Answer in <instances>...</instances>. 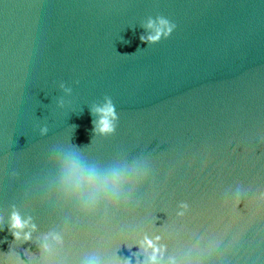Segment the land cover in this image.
<instances>
[{
  "label": "water",
  "instance_id": "water-1",
  "mask_svg": "<svg viewBox=\"0 0 264 264\" xmlns=\"http://www.w3.org/2000/svg\"><path fill=\"white\" fill-rule=\"evenodd\" d=\"M149 16L172 36L142 42ZM65 152L119 169L118 197L67 195ZM261 194L264 0H0V264H86Z\"/></svg>",
  "mask_w": 264,
  "mask_h": 264
},
{
  "label": "clouds",
  "instance_id": "clouds-1",
  "mask_svg": "<svg viewBox=\"0 0 264 264\" xmlns=\"http://www.w3.org/2000/svg\"><path fill=\"white\" fill-rule=\"evenodd\" d=\"M145 31L141 34L140 40L147 45H154L161 42L163 39H168L172 36L177 25L164 16H157L155 18L149 16L147 22L142 25ZM63 87V85H62ZM95 113L100 116V119L94 128L102 135H114L117 129L119 116L113 100L109 97L107 103L103 107H97ZM44 133L47 129L43 130ZM62 176L65 192L69 196H74L77 200L83 201L88 205L87 210L94 209L101 197H118L119 188L122 183V176L119 169H112L106 175L94 165L88 164L76 152H65L62 161ZM241 198L237 197L235 204L238 207ZM179 207L182 209L178 214L185 216L189 211V204L186 202L180 203ZM31 227L33 231L36 230L34 224H29L21 218L19 213L14 212L11 217V226L8 231L14 237L15 241L23 240L24 242L31 241V232L25 231ZM57 242H62L59 235L52 237ZM161 237L157 236L151 238L145 236L139 242V247L146 252L150 251L148 260L149 264H159V258L164 251L163 246L160 245ZM47 250V245L44 246ZM86 264H101L98 257H89ZM174 264V262H173Z\"/></svg>",
  "mask_w": 264,
  "mask_h": 264
}]
</instances>
